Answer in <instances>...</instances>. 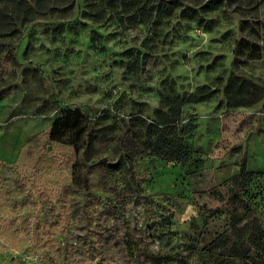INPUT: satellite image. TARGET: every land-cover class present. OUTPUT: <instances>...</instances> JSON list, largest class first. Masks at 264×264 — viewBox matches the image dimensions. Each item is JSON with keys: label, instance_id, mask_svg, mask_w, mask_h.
Segmentation results:
<instances>
[{"label": "rangeland", "instance_id": "1", "mask_svg": "<svg viewBox=\"0 0 264 264\" xmlns=\"http://www.w3.org/2000/svg\"><path fill=\"white\" fill-rule=\"evenodd\" d=\"M229 1L201 23L172 2L144 24L100 0H0V264L258 263L222 242L240 171L264 228V97L229 108L222 90L232 75L264 86V0ZM203 85L216 93L181 106V160L125 159L135 116ZM67 110L85 128L50 138ZM14 129L28 139L10 162Z\"/></svg>", "mask_w": 264, "mask_h": 264}, {"label": "trees", "instance_id": "2", "mask_svg": "<svg viewBox=\"0 0 264 264\" xmlns=\"http://www.w3.org/2000/svg\"><path fill=\"white\" fill-rule=\"evenodd\" d=\"M171 0L178 6H185L182 13L189 14L190 20H198L200 15L215 12L223 6V0ZM167 0H100L113 10L129 15L137 23H150L157 14L167 13L170 4ZM235 2V0L229 1ZM240 4L242 0H237ZM250 2V1H249ZM198 7L196 9L195 7ZM237 14L243 12L241 7H234ZM194 13L192 16L190 14ZM158 16V15H157ZM248 55L246 58H254ZM219 80V79H218ZM216 90L203 85L196 90L182 96H163L160 107L155 111L154 118L148 120L144 117L135 116L131 121V128L121 139V150L125 159L132 161L142 156L153 155L163 160L178 161L185 154L182 127H179L178 118L181 106L184 103H197L212 97ZM225 105L229 108L249 107L255 105L264 97V86L242 78L237 75L230 76L223 86ZM80 114L76 111L67 110L62 117L53 121L50 128V138H54L59 131L62 133L72 132L76 128H85L82 125ZM87 128V127H86ZM90 136V135H89ZM88 136V138H89ZM94 137V136H93ZM92 137L89 138V145ZM244 174L240 171L231 178V185L235 186L227 204L230 207V232L222 242L227 255L241 259H254L256 253L257 264H264V228L254 215L250 203L241 196ZM248 242H250L251 247ZM227 244H230L226 248Z\"/></svg>", "mask_w": 264, "mask_h": 264}, {"label": "crops", "instance_id": "3", "mask_svg": "<svg viewBox=\"0 0 264 264\" xmlns=\"http://www.w3.org/2000/svg\"><path fill=\"white\" fill-rule=\"evenodd\" d=\"M15 130H17V129H14V130H12L11 131V134L9 135L10 136V141L8 142V140L6 141V144H3V146L2 147H4V148H7V149H10L8 152L10 153L9 154V157L8 158H3V159H7L6 161H10V162H12V161H14L15 159H16V155L17 154H14L15 153V147H16V145H17V143L18 142H20V140H19V137H18V135L16 134V132H15ZM20 130H17V133L19 132ZM1 134V133H0ZM1 136V135H0ZM28 139V137H25L23 140V142H20L19 144H23L26 140Z\"/></svg>", "mask_w": 264, "mask_h": 264}]
</instances>
